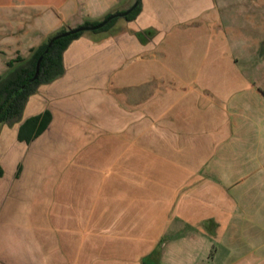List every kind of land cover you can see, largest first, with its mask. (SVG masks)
Segmentation results:
<instances>
[{
	"label": "crops",
	"instance_id": "1",
	"mask_svg": "<svg viewBox=\"0 0 264 264\" xmlns=\"http://www.w3.org/2000/svg\"><path fill=\"white\" fill-rule=\"evenodd\" d=\"M120 1L0 0V75L16 55L27 57L62 28L101 19ZM139 2L133 19L118 16L123 20L115 17L107 30L73 39L62 53V75L27 98L4 134L7 153L0 139L3 194L12 174L27 172L14 148L28 147L75 110L85 124L90 118L112 130L72 140L97 142L99 159L86 172L111 173L97 185L112 190L103 213L118 222L113 236L121 247L111 248L117 261L156 264L161 255L165 264H264V89L238 65L232 40L239 33L224 28L221 15L234 3L260 7L264 0ZM258 34L253 42L263 40L264 54V26ZM44 112L48 121L38 134L39 121L24 125ZM92 150L82 144L86 156ZM80 204L53 202L50 221H71L74 211L85 218L88 204ZM186 226L197 232H182ZM50 232L48 264H90V251L104 257V246L61 244L56 228ZM168 233L173 238L158 253ZM8 249V233L0 232V264Z\"/></svg>",
	"mask_w": 264,
	"mask_h": 264
},
{
	"label": "rangeland",
	"instance_id": "2",
	"mask_svg": "<svg viewBox=\"0 0 264 264\" xmlns=\"http://www.w3.org/2000/svg\"><path fill=\"white\" fill-rule=\"evenodd\" d=\"M134 1L121 0L118 5L114 6L113 13L123 12ZM221 15L224 28H233L234 33H239V39L232 40L234 56L238 60V65L250 81L264 89V54H261L263 40L259 45L253 42V38L258 37V33L264 26V5L260 7L245 5L243 7L241 4L234 3L229 5L228 8H222ZM117 20L122 21L123 17H117ZM83 32L92 34L91 31ZM234 33H231L232 36ZM91 110L88 111L89 117L92 113ZM80 116L79 112L73 110L69 117L58 118L45 134L39 136L28 147L14 148V155L21 156V161H23L27 172L21 173L19 176L17 173L12 174L10 176L11 181L8 183L9 186L4 194L3 189L0 187V192L3 194L0 195V232H2L3 238L4 232L8 233L9 248L5 254L7 256L4 258L5 264H48V260L52 257L48 246L50 240H52L51 227L56 228L58 231L56 233L57 240L61 244L71 242L70 244L79 247L88 244L90 250L93 246H104L105 249L102 253L104 257L102 259L98 258L94 252H89L90 264H125L128 262L122 257L123 260L117 261L119 259L112 256L111 248L113 244L121 247L120 238L114 239L113 236L114 230L117 229L114 224L118 225V222L112 220L113 216L110 217L107 213H103V209L107 212L112 206V190L99 188V185H97L99 177L104 175L110 180L111 173L103 172L100 176L98 173L86 172L88 171L87 166L89 165L90 168L95 166V162L99 159L96 155L97 142L91 138L88 142L72 140L76 134L88 133L91 137V135L101 132L108 134L112 130L91 123L90 118L89 122L85 124L84 119H80ZM81 120H83V123H80ZM16 123L15 121L1 123L0 139L5 137L4 134L10 133ZM4 126L8 129H5L3 133ZM120 132H123L122 128ZM7 141L9 142L8 136L5 137V153L10 148ZM82 144L83 150L87 146L93 149L89 151V156H86V152L82 153ZM107 144L109 143L106 141V148ZM71 147H73L72 150ZM12 163L10 159L9 164L12 165ZM54 177L56 178L55 185H51ZM38 197L41 200L40 204L37 205ZM69 201L73 204L74 209L79 208L82 201H86L89 211L85 218L84 216L80 218V215L74 211L71 221L64 219L50 221L49 214L53 202L56 207L57 205L61 207ZM99 202H104L105 206L103 207ZM63 211L59 210L58 212L63 213ZM86 227L89 232H76L84 231ZM101 229H105V232H101ZM65 230H73L74 232L65 233L63 232ZM169 232H174V230L172 229ZM182 232L197 231L186 226ZM65 234L72 235H70V238L69 236L66 238ZM168 234L159 245L158 253H160L159 251L162 250L167 240L173 238L172 233ZM165 260L166 256L161 257L160 255L155 263L165 264L167 263ZM170 260L173 261V256H170ZM170 260L169 262H171Z\"/></svg>",
	"mask_w": 264,
	"mask_h": 264
},
{
	"label": "trees",
	"instance_id": "3",
	"mask_svg": "<svg viewBox=\"0 0 264 264\" xmlns=\"http://www.w3.org/2000/svg\"><path fill=\"white\" fill-rule=\"evenodd\" d=\"M140 11V2L137 6L124 18L126 20L133 19ZM106 13L99 20H85L82 25H95L108 15ZM116 18L111 19L104 26L94 29V32L107 30ZM73 27V28H76ZM71 28V29H73ZM69 28H62L54 34L47 37L39 46L30 49V54L27 57L16 55V57L7 61V70L0 75V124L11 123L18 119L23 110L27 98L33 94L37 87L41 84L48 83L63 73L62 53L68 44L75 38L79 37L83 31L70 33L66 36H61L52 41L47 54L41 59L38 72L36 73V63L39 56L45 50L48 41L56 34L63 33ZM39 121V127L35 134L41 132L47 124L48 117L46 112L42 116H35L24 122V125L34 124ZM3 171L0 167V176Z\"/></svg>",
	"mask_w": 264,
	"mask_h": 264
},
{
	"label": "water",
	"instance_id": "4",
	"mask_svg": "<svg viewBox=\"0 0 264 264\" xmlns=\"http://www.w3.org/2000/svg\"><path fill=\"white\" fill-rule=\"evenodd\" d=\"M138 2H139V0H135L134 3L129 8H127L126 10H124L123 12L111 13L106 18H104L103 20H101L98 24H95V25H82V26H79V27H76V28H73V29L69 28L67 31H65L63 33H59V34L54 35L48 41L45 50L42 52V54L39 56V58L37 60V63H36V73L38 72L39 64H40L41 59L47 54V52H48V50H49V48L51 46V43H52V41L54 39L59 38L61 36H66V35H68L70 33H74V32H77V31L98 29V28L104 26L106 23H108L111 19H113L115 17H118V16H126L127 14H129L137 6ZM142 264H146V263L144 262Z\"/></svg>",
	"mask_w": 264,
	"mask_h": 264
}]
</instances>
